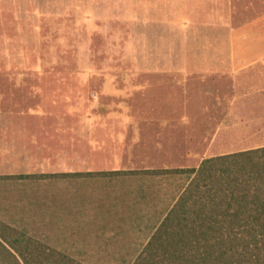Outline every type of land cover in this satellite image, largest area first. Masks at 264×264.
Instances as JSON below:
<instances>
[{
    "label": "rangeland",
    "instance_id": "374dc122",
    "mask_svg": "<svg viewBox=\"0 0 264 264\" xmlns=\"http://www.w3.org/2000/svg\"><path fill=\"white\" fill-rule=\"evenodd\" d=\"M34 98L39 138L0 142V264H131L184 177L61 174L264 146V0H0V111Z\"/></svg>",
    "mask_w": 264,
    "mask_h": 264
},
{
    "label": "trees",
    "instance_id": "16d2710c",
    "mask_svg": "<svg viewBox=\"0 0 264 264\" xmlns=\"http://www.w3.org/2000/svg\"><path fill=\"white\" fill-rule=\"evenodd\" d=\"M134 173L181 175L184 185L131 264H264V146L208 157L196 168L96 172ZM19 256L23 264H67Z\"/></svg>",
    "mask_w": 264,
    "mask_h": 264
},
{
    "label": "crops",
    "instance_id": "0c3cea01",
    "mask_svg": "<svg viewBox=\"0 0 264 264\" xmlns=\"http://www.w3.org/2000/svg\"><path fill=\"white\" fill-rule=\"evenodd\" d=\"M19 19V18H18ZM21 19V18H20ZM19 28H23V25H20ZM30 36H26V38H29ZM16 41H18L17 38H15ZM17 43V42H16ZM15 43V44H16ZM36 47V45H35ZM32 52L34 62L33 64H24L23 61H21V57H16V61L12 63L10 66L11 68H18V69H34L39 67V63L43 62V55L44 52L39 47V42L37 48H31L29 49V52ZM41 59V60H40ZM24 80L20 79V82L22 83ZM25 82V81H24ZM29 96V95H28ZM30 97V96H29ZM19 102V101H18ZM26 105L23 104H17L16 101H14V104L7 105L4 109H1V113H5L6 115L10 116V125L13 128H0V142L3 140L4 134L8 138H11L13 142H22V143H30L35 142L36 136L40 135V128H45V121H44V110L43 107L40 106L39 103H35V98L33 100H27ZM18 106H20V110H18ZM88 173V172H86ZM86 173H80V172H71V173H64L61 175H64L65 177H84V178H90L94 176H102V177H109V176H120V175H104V174H86ZM139 176V177H145V175L142 174H124L122 176ZM16 176L19 175H5L4 177H7L9 179H19ZM27 176L24 177L28 178L29 175H23ZM2 177V176H0Z\"/></svg>",
    "mask_w": 264,
    "mask_h": 264
}]
</instances>
